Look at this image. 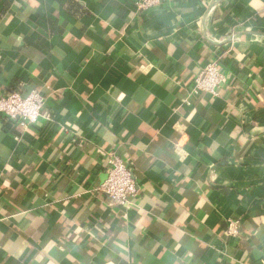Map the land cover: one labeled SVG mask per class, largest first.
I'll return each instance as SVG.
<instances>
[{"label":"crops","instance_id":"obj_1","mask_svg":"<svg viewBox=\"0 0 264 264\" xmlns=\"http://www.w3.org/2000/svg\"><path fill=\"white\" fill-rule=\"evenodd\" d=\"M138 1L0 0V92L53 116L22 142L0 116V264H264V0ZM112 149L130 209L93 191Z\"/></svg>","mask_w":264,"mask_h":264},{"label":"built area","instance_id":"obj_2","mask_svg":"<svg viewBox=\"0 0 264 264\" xmlns=\"http://www.w3.org/2000/svg\"><path fill=\"white\" fill-rule=\"evenodd\" d=\"M168 2L169 0H139L137 8L144 12L160 8ZM221 60V57H217L206 61L194 79L191 97L186 101L188 105H192V100L195 101L205 95L217 97L220 91L229 85L230 78L224 73ZM48 99L40 90H33L27 95L16 91L0 92V116L18 131L15 137L18 142H22L23 136L32 128L53 121ZM101 151L108 178L93 191L107 196L116 208H133L139 188L129 162L115 149ZM238 230L239 221L230 220L227 235L235 237Z\"/></svg>","mask_w":264,"mask_h":264},{"label":"trees","instance_id":"obj_3","mask_svg":"<svg viewBox=\"0 0 264 264\" xmlns=\"http://www.w3.org/2000/svg\"><path fill=\"white\" fill-rule=\"evenodd\" d=\"M75 3V2H74ZM74 3H71V6H72V10H73V8H74V12L75 13H77L78 11H82L83 9H81V7L80 6H78L77 7V5H76V3L74 4ZM71 10V9H70ZM71 10V11H72ZM79 13V12H78Z\"/></svg>","mask_w":264,"mask_h":264},{"label":"water","instance_id":"obj_4","mask_svg":"<svg viewBox=\"0 0 264 264\" xmlns=\"http://www.w3.org/2000/svg\"><path fill=\"white\" fill-rule=\"evenodd\" d=\"M214 6H215V5H214ZM214 6H213V7H214Z\"/></svg>","mask_w":264,"mask_h":264}]
</instances>
